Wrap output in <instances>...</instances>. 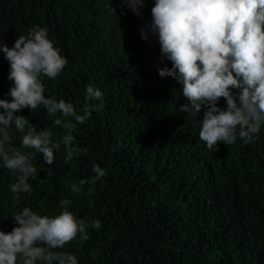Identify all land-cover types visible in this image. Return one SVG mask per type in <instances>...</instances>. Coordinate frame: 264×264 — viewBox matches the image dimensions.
Here are the masks:
<instances>
[{
	"label": "trees",
	"instance_id": "1",
	"mask_svg": "<svg viewBox=\"0 0 264 264\" xmlns=\"http://www.w3.org/2000/svg\"><path fill=\"white\" fill-rule=\"evenodd\" d=\"M154 3L145 0L137 16L120 0H112L115 14L104 0H0V43L12 48L39 25L68 60L56 79L42 77L47 97L77 112L99 103L86 100L89 84L104 97L102 110L73 133L88 154L66 164L62 150L52 165L38 154L32 194L22 193L19 205L13 175L0 167V230L18 226L17 207L54 217L68 198L77 219L101 222L82 246L76 240L62 249L78 264H264V125L252 143L207 148L199 138L205 109L179 111L189 101L182 84L159 75L172 64L161 60L158 37L141 38ZM5 55L0 51V99L11 101ZM218 106L226 109V101ZM17 114L54 138L65 132L43 108ZM94 164L106 176L73 194L69 186L93 176Z\"/></svg>",
	"mask_w": 264,
	"mask_h": 264
},
{
	"label": "clouds",
	"instance_id": "2",
	"mask_svg": "<svg viewBox=\"0 0 264 264\" xmlns=\"http://www.w3.org/2000/svg\"><path fill=\"white\" fill-rule=\"evenodd\" d=\"M104 3L110 14L116 13L112 0ZM120 3L142 16L145 0ZM151 14V23L141 28V38L149 41V33L158 37L161 60L172 64L159 68V75L182 84V95L189 101L179 111L199 115L205 109L200 140L209 150L221 142H254L264 125V0H155ZM0 51L9 61L8 79L13 84L8 93L11 101L0 99V167L12 173L10 191L19 205L22 193L32 194L29 180L37 178L33 161L38 154L48 165L62 150L66 164L88 154L87 148L75 144L73 133L93 111L102 110L104 97L89 84L86 100L99 103H85L77 112L73 103L45 95L42 77L56 79L68 63L46 28L33 26L18 36L14 47L0 43ZM221 98L226 109L218 106ZM25 108L32 112L43 108L64 134L54 138L51 129L38 131L28 118L17 114ZM92 172L90 178L71 184L70 191L79 194L85 184L94 186L107 169L94 164ZM71 204L70 199H62L61 211L54 217L17 207L12 218L18 226L7 233L0 230V264H78L76 255L62 249L76 240L82 246L90 239L88 229H100L101 222L77 219L69 210Z\"/></svg>",
	"mask_w": 264,
	"mask_h": 264
}]
</instances>
